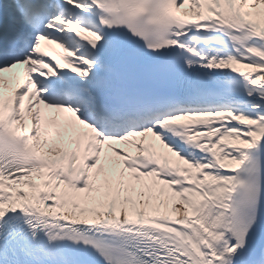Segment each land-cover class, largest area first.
<instances>
[{
  "label": "snow or ice",
  "instance_id": "6c2138e0",
  "mask_svg": "<svg viewBox=\"0 0 264 264\" xmlns=\"http://www.w3.org/2000/svg\"><path fill=\"white\" fill-rule=\"evenodd\" d=\"M0 264H264V0H0Z\"/></svg>",
  "mask_w": 264,
  "mask_h": 264
}]
</instances>
